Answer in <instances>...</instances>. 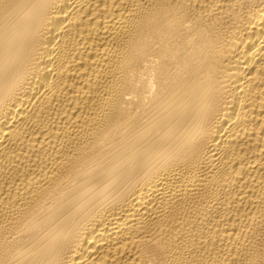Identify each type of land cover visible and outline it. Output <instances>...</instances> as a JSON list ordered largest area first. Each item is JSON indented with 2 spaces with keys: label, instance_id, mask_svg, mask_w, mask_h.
Listing matches in <instances>:
<instances>
[{
  "label": "bare ground",
  "instance_id": "1",
  "mask_svg": "<svg viewBox=\"0 0 264 264\" xmlns=\"http://www.w3.org/2000/svg\"><path fill=\"white\" fill-rule=\"evenodd\" d=\"M0 264H264V0H0Z\"/></svg>",
  "mask_w": 264,
  "mask_h": 264
}]
</instances>
